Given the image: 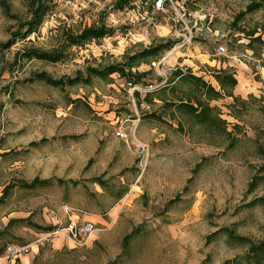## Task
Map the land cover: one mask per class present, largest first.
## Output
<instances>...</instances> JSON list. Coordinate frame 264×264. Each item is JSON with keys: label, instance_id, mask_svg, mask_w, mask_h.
Masks as SVG:
<instances>
[{"label": "rangeland", "instance_id": "1", "mask_svg": "<svg viewBox=\"0 0 264 264\" xmlns=\"http://www.w3.org/2000/svg\"><path fill=\"white\" fill-rule=\"evenodd\" d=\"M117 1H53L37 32L23 38L15 34L25 32L38 0H0V250L64 226L68 210L81 221L92 217L98 230L78 247L59 237L71 245L60 252L49 241L33 245L50 264H253L228 230L264 238V46L253 42V50L241 31L258 28L264 38V0L236 26L251 0H166L163 7L132 0L123 9ZM101 21L115 30L106 48L104 40L65 45ZM166 41L175 42L162 53L170 66L216 88L208 66L235 69L241 99L210 101L226 131L179 107L196 92L189 82L173 92L167 81L151 99L134 96L118 73L69 84L88 66L123 62ZM32 48L65 55L57 62L24 56ZM134 70L149 71L144 82L162 79L151 62ZM42 72L62 85L39 79Z\"/></svg>", "mask_w": 264, "mask_h": 264}, {"label": "trees", "instance_id": "2", "mask_svg": "<svg viewBox=\"0 0 264 264\" xmlns=\"http://www.w3.org/2000/svg\"><path fill=\"white\" fill-rule=\"evenodd\" d=\"M56 0H38L36 7L31 6V17L26 22L27 29L25 32H20L15 35H20V37L26 38L29 35L37 32L40 26L43 23L44 15L46 11L49 9V3ZM132 0H118L116 5L118 8L123 9L127 5H131ZM263 6V1L251 0L248 4L247 9L239 13L235 18L233 25L236 26L238 22L242 19V17L248 13L255 11ZM242 29V28H240ZM249 40V47L253 50L254 48L253 42H257L264 46V38L262 33L257 35L258 28L253 29H243L241 30ZM115 30L103 21L92 24L90 26L85 27L80 33L70 34L67 37L66 46L72 45H81L88 41L92 40H104L107 37H110L114 34ZM264 32V29H263ZM12 42H9L8 46L11 45ZM174 41H166L160 43H151L148 46L143 47L142 49L135 51L133 53H129L125 56L123 62L119 63H109V64H99L98 66H88L86 70V76H80L75 78H70L69 84H75L81 81L89 82L93 76L101 78V79H109L112 74L118 73L120 76L126 79L127 83H131L132 85H140L147 84L150 82H144L143 78L149 73V71H135L134 68L140 66L142 63H150L153 62L152 59L159 60L162 57V53L165 50H169L173 47ZM64 49H56L53 51H41L37 48H32L28 51H24V56L28 58H38L41 60H47L52 62H57L64 58ZM211 75L217 81L219 88H216L211 82L207 81L204 76H199L191 72L183 70V68H176L169 77L168 84H173L171 90L174 92L176 90L175 84L178 81L181 82H189L194 84L195 91L194 96L189 95L188 101L184 99H180L179 107L187 110L191 116H193L199 123L212 126L215 130L219 131L226 128L222 126V122L226 123L220 116L215 106L210 104L212 100H219L225 97H232L235 100H240L241 98L236 96L234 93L235 87L238 85V79L236 77V71L233 67H213L208 66ZM82 75V74H81ZM38 78L46 81L52 85L60 86L62 85L61 80L54 79L46 72L39 73ZM160 90V89H159ZM158 91V90H156ZM163 90V92H165ZM155 92V91H154ZM154 92H150L145 97L146 99H151V96ZM197 92L201 94V97L197 96ZM137 95L140 97V93L138 91L134 92V96ZM195 99L196 102H192V99ZM145 99V100H146ZM230 107H232L230 105ZM38 182L35 179L31 184H25L27 187H33ZM123 194V193H122ZM121 194V195H122ZM49 230L53 229L51 227ZM229 236L236 240L238 243L242 245L248 246V249L244 255V258L253 264H264V238L255 241L249 237H245L242 235H237L232 230H228ZM238 263V260H236Z\"/></svg>", "mask_w": 264, "mask_h": 264}, {"label": "built area", "instance_id": "3", "mask_svg": "<svg viewBox=\"0 0 264 264\" xmlns=\"http://www.w3.org/2000/svg\"><path fill=\"white\" fill-rule=\"evenodd\" d=\"M165 2L166 0H157L156 4L158 7H163ZM178 21H180V19ZM181 23L182 24L184 23L183 25H185L186 27L188 25L187 22H185L183 19ZM186 43H188V41L186 42V39L182 40L179 46L182 47ZM106 47H107V43L104 40L101 44V48L104 49ZM171 51H174V48ZM218 51L220 53H225L226 51L225 46L220 45ZM167 58H168L167 56H162L158 61L151 62V68L156 69L159 75H161L162 79L160 82H155V83L150 82L147 84H140V85H132L131 83H127L128 87L131 88L133 94L135 91H138L141 97L145 98L148 93L159 90L166 85L167 81L169 80L170 74L175 70V68H173L168 64ZM144 107L145 109L150 110L151 104L145 102ZM118 135L124 140L128 138V133L125 132L123 129L119 130ZM67 213H68V221L64 226L51 230L45 236L38 238L35 242L22 246L15 244L8 245L6 247V253L8 255V259L10 261H13L20 255L28 254L33 249V245L43 244L44 241H49L51 244H53L56 238L59 237L66 239L68 242L72 243L74 246L77 247L85 245L91 234L96 230H98V226H96L95 223L88 220L81 221V217L78 215V213L70 212L68 210Z\"/></svg>", "mask_w": 264, "mask_h": 264}, {"label": "crops", "instance_id": "4", "mask_svg": "<svg viewBox=\"0 0 264 264\" xmlns=\"http://www.w3.org/2000/svg\"><path fill=\"white\" fill-rule=\"evenodd\" d=\"M86 220H93V218L87 216ZM67 246L71 247L70 243L68 244L62 238H57L53 243V251L60 252L63 250V247ZM44 252H46V250L43 247L34 246L31 253L20 255L13 261H10L6 253V249L0 250V264H50L49 260L47 259V255L44 256Z\"/></svg>", "mask_w": 264, "mask_h": 264}]
</instances>
